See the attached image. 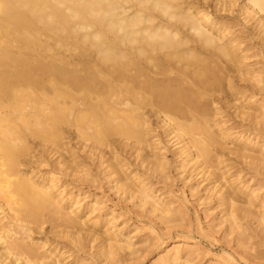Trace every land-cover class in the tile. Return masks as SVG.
Returning <instances> with one entry per match:
<instances>
[{
  "label": "bare ground",
  "instance_id": "obj_1",
  "mask_svg": "<svg viewBox=\"0 0 264 264\" xmlns=\"http://www.w3.org/2000/svg\"><path fill=\"white\" fill-rule=\"evenodd\" d=\"M235 11L250 22L251 36L264 38V0H0V200L12 219L22 222L27 238L33 240L31 232L41 227L49 208L58 213L57 206L64 205L81 218L78 201L64 197L54 176L17 168L29 148L28 135L62 157L64 124L79 149L108 163L116 184L134 187L142 200L167 212L139 176L129 179L118 154L131 150L142 164L161 166L154 150L164 146L152 134L155 122L176 149L180 167L190 165L212 177L230 228L238 227L229 207L241 185L229 188L225 173L212 167L216 128L227 122L216 94L232 95L237 115L252 118L263 113L264 102L250 100L254 84H239L262 78L246 61L242 32L226 19H234ZM226 12L229 17L220 14ZM219 134L243 151L258 143L225 130ZM103 147L117 155L112 162ZM260 147L256 159L264 162ZM59 163L65 166V158ZM64 221L70 224L67 217ZM9 231L0 223L1 264H51L46 258L62 264L60 249L40 256L23 241H8ZM114 247L102 244L103 254L111 255ZM179 252L171 247L162 264H183L187 257Z\"/></svg>",
  "mask_w": 264,
  "mask_h": 264
},
{
  "label": "rangeland",
  "instance_id": "obj_2",
  "mask_svg": "<svg viewBox=\"0 0 264 264\" xmlns=\"http://www.w3.org/2000/svg\"><path fill=\"white\" fill-rule=\"evenodd\" d=\"M208 9L214 10L213 6ZM220 14L229 17L230 13ZM233 16L234 19H226L234 24L232 30L242 32L244 45L249 48L246 61L255 69L254 74L262 78L258 83L249 80L239 84H254L255 95L250 100L264 102L263 35L251 36L250 22H244L237 11ZM216 96L221 99L218 103L221 119L227 122L216 128L218 136L212 153L222 162L214 157L212 167L225 173L229 188L241 185V191L231 194L229 207L238 227L230 228L226 206L218 201V186L212 187V177L190 165L180 167L176 149L166 141L155 122L152 134L164 146L161 151L154 150L161 154V166L154 170L151 164H142L131 150L118 149V154L129 179L139 176L167 212H160L142 200L134 187L116 184L115 175L109 174L108 163L102 164L103 159L89 153L87 148L79 149L72 128L64 124L60 128L63 138L59 147L65 166L59 163L62 160L59 154L53 155L39 138L28 135L29 148L20 156L17 168L21 172L32 170L37 175L54 176L64 197L78 201L76 212L81 218L64 205L57 206L58 213L49 208L44 211L41 227L33 228L31 241L20 226L22 222L14 221L6 202L0 200L4 210L0 212V223L10 230L5 233L10 235L8 241H23L40 256H48L51 249H60L62 264H162L161 257L173 246L187 257L180 260L183 264H264V219L258 218L264 214V162L256 159L260 146H264V111L256 118L237 115L232 95ZM223 130L258 143L243 151L244 147L219 134ZM66 147L74 154L66 153ZM103 150L109 162L117 156L109 154L105 147ZM72 160H77L78 166ZM251 195L253 199L249 200ZM66 217L69 225L64 221ZM38 240H46L47 246ZM104 243L115 246L111 255L103 254ZM45 260L55 264L49 258ZM15 263L20 264V260Z\"/></svg>",
  "mask_w": 264,
  "mask_h": 264
}]
</instances>
